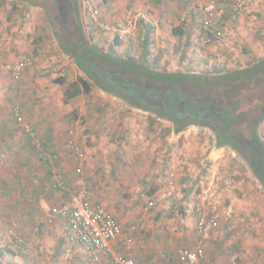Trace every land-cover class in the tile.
<instances>
[{
	"label": "rangeland",
	"instance_id": "rangeland-1",
	"mask_svg": "<svg viewBox=\"0 0 264 264\" xmlns=\"http://www.w3.org/2000/svg\"><path fill=\"white\" fill-rule=\"evenodd\" d=\"M4 1L0 0V264H114L109 256L93 261L71 240L63 220L49 221L51 208L68 197L52 187L51 171L60 169L71 190L77 189L79 162L72 156V141L85 153L83 180L92 200L103 204L133 239L130 250L117 242V252L133 257L136 264H177L180 248L195 246L194 208L207 199L213 205H206H216L222 218L208 240L205 263L264 264V188L231 149L223 148L211 159L215 143L210 131L195 135L196 143L188 145L191 156L183 151L184 137L168 134L171 123L96 86L93 94L64 102L66 87L83 76L66 52L78 49L76 43L112 52L120 36L114 54L137 59L143 49L142 19L151 24L154 17L168 18L160 26L164 34H155L152 68L194 74L217 70V64H229L231 57L226 51L216 57V48L229 50L237 64H251L256 57L245 56L243 49L254 37L253 47L264 50V0H249L238 20H227L221 39L206 46L197 36L202 15L194 5L201 0H63L64 18L57 0L52 8L49 0ZM129 15L136 19L134 24L126 22ZM56 19L65 25L54 29L51 22L55 25ZM189 27L195 36L182 63L186 39L172 32ZM121 29L127 32L121 34ZM19 62L29 64L15 82L4 68ZM60 77L66 85L55 83ZM249 98L252 95L245 102ZM16 105L42 149L15 121ZM259 132L264 138V122ZM172 143L173 155L165 165ZM45 153L58 159L49 161ZM179 162L174 197L147 210L150 190L157 188V194L167 188V173Z\"/></svg>",
	"mask_w": 264,
	"mask_h": 264
},
{
	"label": "trees",
	"instance_id": "trees-1",
	"mask_svg": "<svg viewBox=\"0 0 264 264\" xmlns=\"http://www.w3.org/2000/svg\"><path fill=\"white\" fill-rule=\"evenodd\" d=\"M58 2L59 13L64 18L66 5L63 0ZM48 19L51 20L50 15ZM55 21V25L51 22L54 29L59 25L58 19ZM141 24H144L143 49L137 59L114 54V46L121 45L120 36L115 38L112 52L100 51L92 46L82 47L77 43L74 46L78 49L66 52L83 76L66 87L64 102L68 103L81 94H93V87L96 86L134 108L153 114L156 119L171 123L168 134H178L192 126L206 129L211 132L215 146L235 152L264 188V138L259 132L264 122V57L254 60L247 67L221 68L202 74L155 69L150 67L153 62L152 46L155 44L154 26L144 19ZM82 33L80 30L79 39L84 38ZM172 33L179 38L186 35L180 28ZM190 39L188 37L182 47V63L186 61ZM55 83L66 85V79L57 78ZM247 94L252 95L248 104L249 100L245 102ZM171 145L165 165L173 155L175 144ZM43 147L48 149L47 144L43 143ZM57 171L60 172V169ZM52 175L53 170L51 178ZM156 192L157 188H154L149 195L154 196Z\"/></svg>",
	"mask_w": 264,
	"mask_h": 264
},
{
	"label": "built area",
	"instance_id": "built-area-1",
	"mask_svg": "<svg viewBox=\"0 0 264 264\" xmlns=\"http://www.w3.org/2000/svg\"><path fill=\"white\" fill-rule=\"evenodd\" d=\"M248 1L201 0L194 5L202 15L198 37L201 40V44L206 46L219 40L224 34V29H226L227 20H238ZM126 22L130 25L132 24L130 20H126ZM118 27L121 28V26ZM120 31L127 32L126 29H121ZM28 64L19 62L14 66L8 65L4 69L12 75L15 82H18ZM13 116L23 126L24 132L35 140L37 147L42 149V144L36 139L33 128L26 124L19 105L14 106ZM70 145L72 156L79 162L76 170L77 189L71 190L65 176L58 171H53L51 178L52 187L68 194L69 199L63 205L51 208L48 214L49 221L52 222L56 218L63 220L68 225L71 240L79 244L93 261H100L104 257L109 256L114 264H136L133 257L117 252L114 249V245L117 242L123 241L126 249L130 250L133 239L130 236H126L123 225L103 204L92 200L88 186L83 180L85 153L73 141L70 142ZM44 156L52 162L58 159L56 155L52 154L45 153ZM180 163L172 166V169L168 172L169 185L151 198L147 210L153 209L174 197L176 192L174 181H177L181 176ZM207 203L208 205H213L212 202L204 199L202 203L197 204L194 208L197 241L191 249L180 248L177 255V260L180 264H206L205 257L208 240L219 227L222 218L221 210L216 205L210 208L206 205ZM136 227L133 224L132 230Z\"/></svg>",
	"mask_w": 264,
	"mask_h": 264
},
{
	"label": "crops",
	"instance_id": "crops-1",
	"mask_svg": "<svg viewBox=\"0 0 264 264\" xmlns=\"http://www.w3.org/2000/svg\"><path fill=\"white\" fill-rule=\"evenodd\" d=\"M131 1H133V0H131ZM130 1V2H131ZM148 1V0H147ZM136 2H138V0H136ZM137 6V5H136ZM137 11V10H136ZM118 14H116V15H114V16H112V18H115L116 16H117ZM110 17V16H109ZM129 17V19L132 21V23L133 22H135V20L136 19H134L133 20V18H131V16L129 15L128 16ZM158 17H161V16H158ZM164 18V17H163ZM163 18L162 19H158V18H156V17H154L153 18V20H154V22H152L151 24L154 26V30H155V33L154 34H159L161 31V35L162 34H164V30H163V28H161L160 26H162L163 24H164V22L165 23H167L168 22V18L167 17H165V19L163 20ZM109 19V18H108ZM120 19V18H119ZM102 21V20H101ZM107 21V20H106ZM187 21V20H186ZM163 22V23H162ZM243 22V21H242ZM245 22V21H244ZM107 23H111V22H109V21H107ZM134 24V23H133ZM133 28H135V26L133 27ZM240 30H242V29H240ZM184 32H186V35H185V39H186V41L188 40V37H191V31H190V27L188 28V30L186 29V30H183ZM232 31H230L229 30V32H228V34H231L232 35V33H231ZM120 33L121 34H125L123 31H120ZM195 34V33H194ZM192 35V37H191V39H193V37L195 36V35ZM198 35V37H199V32L197 33ZM227 34V35H228ZM167 34L165 33V36H166ZM224 35V34H223ZM222 35V36H223ZM240 35H241V37H244V36H242V34L240 33ZM264 36V35H263ZM155 37H157V36H155ZM143 38V37H142ZM190 39V40H191ZM195 39V38H194ZM198 39V38H197ZM221 39V38H220ZM219 39V40H220ZM252 39V41H251V45L250 46H248L247 44H245L246 46H247V49H243V51H245V53L243 52V54H245V56H250V55H253V56H255L256 58H254V60H256V59H258V58H261V57H264V50L262 49V48H257V46H255V47H253V44L255 43L254 41H255V38L253 37V38H251ZM263 44H264V41H263ZM257 49V50H256ZM224 51H226L228 54H229V56L231 57V59H229V64H227V62H225V60L224 61H222L220 64H217L218 66V70L219 69H221V68H223V69H236V68H241V67H247L249 64H246V63H244L243 65H241V64H237L238 63V59H236L235 57H233L232 56V53L229 51V50H227V49H222V50H220V49H218V48H216L215 49V55H216V57L217 56H222L225 52ZM242 52V51H241ZM258 53H260L258 56H257V54ZM231 54V55H230ZM247 59H248V57H247ZM247 61V60H246ZM246 95V94H245ZM247 95H249V94H247ZM251 95V94H250ZM245 98H246V96H245ZM137 109V108H136ZM139 110V109H138ZM201 129H199L198 127H193V128H189L188 130H186V131H184V132H181V133H178V134H176V133H173V137L175 136V137H177L178 139L180 138V137H184L185 138V143H184V145H185V148H184V150L183 151H186V152H188V155L190 154L191 156H194V153H193V151H191L190 149H189V146L188 145H192V143L194 142V143H196V137H195V135L200 131ZM183 140V139H182ZM184 141V140H183ZM186 142H187V144H186ZM201 145V144H200ZM200 148V147H199ZM223 148H217L216 146H214L213 147V149H212V152H211V156L210 157H212L211 159H213V158H216L218 155H220L223 151ZM76 170H77V168H76ZM63 194H66V193H63ZM68 195V194H67ZM69 199V196L66 198V199H64V201H62L60 204H57V205H55L54 207H58V206H61V205H63L67 200ZM192 246V247H191ZM187 248H189V249H191V248H193V243H192V245H190V246H188ZM177 259V258H176ZM177 264H180L179 262H178V260H177Z\"/></svg>",
	"mask_w": 264,
	"mask_h": 264
},
{
	"label": "flooded vegetation",
	"instance_id": "flooded-vegetation-1",
	"mask_svg": "<svg viewBox=\"0 0 264 264\" xmlns=\"http://www.w3.org/2000/svg\"><path fill=\"white\" fill-rule=\"evenodd\" d=\"M57 1H58V0H57ZM74 2H75V0H74ZM48 3H49V8H52V6H53L52 4H54V1H53V0H49ZM58 4H59V3H58ZM58 4H57V5H58ZM76 4H77V3H76ZM76 4H75V6H76L75 8L78 9V6H77ZM72 11H74L73 6H72ZM72 15H73V14H72ZM67 16H68V15H67ZM59 20H60V19H59ZM59 20H58V22H59L58 24H59V25H62V26L65 25V24L62 23V21H59ZM66 21H67V19H66ZM75 23H76V21H75ZM66 29H67V28H66ZM64 31H66V30L64 29ZM100 73L102 74V71H101Z\"/></svg>",
	"mask_w": 264,
	"mask_h": 264
}]
</instances>
